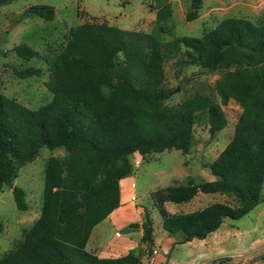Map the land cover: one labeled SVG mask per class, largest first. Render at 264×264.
Segmentation results:
<instances>
[{"label":"trees","instance_id":"trees-1","mask_svg":"<svg viewBox=\"0 0 264 264\" xmlns=\"http://www.w3.org/2000/svg\"><path fill=\"white\" fill-rule=\"evenodd\" d=\"M13 0H0V5ZM202 0H191L186 20L198 17ZM170 5L156 12L150 32L130 31L104 23H83L70 29L65 42L47 57L50 100L29 108L0 93V192L12 189L14 202L25 210V191L13 186L18 170L38 156L41 149H89L106 168L96 186L70 199L66 183V156L50 155L44 165L40 211L24 229L0 264H142L140 252L99 257L84 243L69 242L66 231L83 217L82 231L119 205L118 181L133 173L130 157L176 149L188 153L198 112L208 111L210 133L224 128L222 108L229 101L240 107L230 141L208 164L213 180L159 188L151 193L168 234L181 233L180 243L204 239L224 218L239 219L263 201L264 184V20L253 22L226 17L201 36L183 35L172 45L203 71L218 72L214 89L219 101L196 94L167 106L172 89L164 85L167 44L160 40ZM24 14L50 20L54 8L37 4ZM165 24V25H164ZM26 59L35 51L15 46ZM22 77L41 75L40 68L16 71ZM220 194L229 201L212 202L201 209L171 213L163 204L189 202L198 193ZM80 216V217H79ZM141 241L146 257L153 252V221L147 208L141 215ZM0 221V232L2 229ZM130 223L129 227H138ZM67 234V233H66Z\"/></svg>","mask_w":264,"mask_h":264},{"label":"rangeland","instance_id":"rangeland-1","mask_svg":"<svg viewBox=\"0 0 264 264\" xmlns=\"http://www.w3.org/2000/svg\"><path fill=\"white\" fill-rule=\"evenodd\" d=\"M191 0H13L0 5V93L29 108H37L47 103L51 93L46 87L48 80L47 57L56 54L71 28L83 23H104L130 31L150 32L156 26L157 9L170 5V17L164 21V31L160 40L167 44L164 61V85L172 89L170 97L164 101L167 106H175L196 94L209 96L219 101L214 85L219 73L203 71L178 50L172 41L180 36H201L226 17H241L253 22L264 20V0H202L198 17L186 20ZM45 4L54 8L53 18L41 19L24 14L30 6ZM26 44L35 51L30 59L19 56L15 46ZM28 67L40 68L42 74L22 78L16 71ZM227 124L219 132L211 135L208 111L197 113L193 126L190 150L182 153L170 149L147 154L139 160V154H132L130 161L135 175L136 222L140 223L142 207L147 208L153 221V238L157 244L152 255L147 258L146 244L141 241L138 227L118 228L109 220L98 223L88 235L82 231L84 218H77L66 233L69 242L88 244L91 253L108 250L111 256L140 252L142 264L153 263L154 255L161 264H264V184L262 200L250 212L239 219L224 218L215 234H209L205 241L194 239L181 241V233L166 234L161 226L162 217L152 204L151 192L166 186L185 182L188 176L195 182L209 180L212 176L208 164L230 141L240 107L233 101L222 106ZM50 155L66 156V183L63 184L67 197L76 196L88 187L96 186L106 172L97 157L85 147H71L67 150L49 151L41 149L38 156L18 170L13 186L22 188L27 208L19 210L14 202L12 189L4 186L0 192V256L10 250L15 240L38 217L44 180V165ZM140 158V157H139ZM214 179V178H213ZM123 188V187H122ZM128 192V191H127ZM125 191L122 192L124 195ZM134 201V200H133ZM229 201L220 194L198 193L190 202L175 204L165 202L164 208L171 213L198 210L212 202ZM80 217V216H79ZM93 228V227H92ZM118 232L120 235H118ZM167 237H172L167 238ZM219 243V244H218ZM216 244V245H214ZM218 244V245H217ZM218 248L216 252L212 249ZM115 249V251H114ZM155 251V252H154ZM204 254V255H202ZM201 255V256H200ZM168 261V263H167ZM158 264V263H156Z\"/></svg>","mask_w":264,"mask_h":264},{"label":"crops","instance_id":"crops-1","mask_svg":"<svg viewBox=\"0 0 264 264\" xmlns=\"http://www.w3.org/2000/svg\"><path fill=\"white\" fill-rule=\"evenodd\" d=\"M135 154H138V153H135ZM140 157V158H139ZM139 157H138V159L139 160H141V159H143V157L144 156H141L140 154H139ZM134 171V170H133ZM213 176H210L209 177V180H213ZM134 179H135V175H129V176H127V177H124V178H122V179H120L119 181H118V185H119V205L115 208V209H113L111 212H109L108 214H106V217L105 218H103L102 220H100V221H104V220H109V223H111L112 224V226H114V224H116V223H121V222H124L123 224H121L118 228H123V227H125L127 224H129V223H131V222H134L135 220H136V217H137V215L135 216V209H134V207H135V205H137L136 203H135V200H136V198H135V194H134V192H133V188H134V186H135V183H134ZM123 187V188H122ZM159 189V188H158ZM157 190V189H156ZM123 191H125V193H124V195L122 194V192ZM128 191V192H127ZM155 191V190H154ZM153 192V191H152ZM151 192V193H152ZM205 194V193H204ZM195 196H197V194L195 195ZM194 196V197H195ZM193 197V198H194ZM192 198V199H193ZM191 199V200H192ZM134 200V201H133ZM190 200V201H191ZM189 201V202H190ZM152 204H153V202H152ZM154 205V204H153ZM144 207H142V209H143ZM98 222V223H101V222ZM136 222V221H135ZM98 223H97V225H98ZM141 223V222H140ZM140 223H139V225H140ZM95 224V223H94ZM94 224H91L90 225V230H89V233H90V231H91V229H92V231H94L95 230V228L97 227V225L96 226H94ZM93 227V228H92ZM115 227V226H114ZM139 231H140V235L142 236V233H143V230H142V227L140 226V228H139ZM165 231V230H164ZM88 233V234H89ZM165 233L166 234H168L166 231H165ZM213 233V232H212ZM212 233H210V234H212ZM87 234V235H88ZM215 234V231H214V233L212 234V235H214ZM118 235H120L119 234V232H118ZM140 236V237H141ZM207 237V236H206ZM205 237V238H206ZM168 239L169 238H171L172 239V237H167ZM181 240H182V235H181ZM205 238L204 239H199V240H201V241H203V243H206L207 241H205ZM194 239H196V238H194ZM194 239H192V240H194ZM157 240L158 239H156L155 238V235H154V238H153V247H154V245H156L157 244ZM191 240V241H192ZM187 242H190V241H187ZM185 243V242H184ZM219 244V243H218ZM217 244V245H218ZM214 245H216V244H214ZM84 246H85V249L87 250V246H88V244L86 243V244H84ZM216 250V252L217 251H219V249L218 248H216V249H212V252L213 251H215ZM114 251H115V249H114ZM94 254H96L97 256H99V257H118V256H121V255H115V256H111L110 254L111 253H108V250H105L103 253H98V252H96L95 250H94ZM126 254V253H125ZM125 254H123V255H125ZM202 255H204V254H202ZM157 256L158 255H154V257H153V260L154 261H152L153 263H151V264H156V263H158V264H161V261H159L158 259H157ZM201 256V255H200ZM167 263H168V261H167ZM174 264H177V263H174Z\"/></svg>","mask_w":264,"mask_h":264},{"label":"built area","instance_id":"built-area-1","mask_svg":"<svg viewBox=\"0 0 264 264\" xmlns=\"http://www.w3.org/2000/svg\"><path fill=\"white\" fill-rule=\"evenodd\" d=\"M155 252V251H154Z\"/></svg>","mask_w":264,"mask_h":264}]
</instances>
